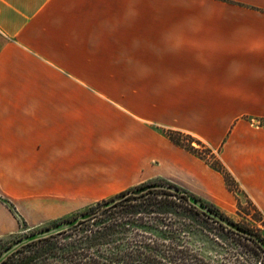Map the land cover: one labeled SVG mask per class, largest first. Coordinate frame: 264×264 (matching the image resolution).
Here are the masks:
<instances>
[{"label": "crops", "instance_id": "obj_1", "mask_svg": "<svg viewBox=\"0 0 264 264\" xmlns=\"http://www.w3.org/2000/svg\"><path fill=\"white\" fill-rule=\"evenodd\" d=\"M258 121H262L261 123ZM264 0H0V187L73 207L152 178L264 222ZM174 182V183H175Z\"/></svg>", "mask_w": 264, "mask_h": 264}, {"label": "trees", "instance_id": "obj_2", "mask_svg": "<svg viewBox=\"0 0 264 264\" xmlns=\"http://www.w3.org/2000/svg\"><path fill=\"white\" fill-rule=\"evenodd\" d=\"M163 133L171 142L219 171L229 190L238 188L219 159L206 160L201 149L204 144L199 139L179 130L165 129ZM205 148L206 153H213L210 147ZM166 184L177 187L180 192L152 188L110 203L122 191L91 203L78 213L34 229L10 243L0 239V264H216L203 253L200 255L199 249L195 251L192 244L191 234H210L205 227L209 222L251 242L255 250L264 255V238L259 234L240 225L249 235L229 228L193 200L229 219L216 206L174 184ZM0 200L9 209H14L8 199ZM19 222L24 224L23 219ZM63 223H67L66 228L39 235Z\"/></svg>", "mask_w": 264, "mask_h": 264}, {"label": "rangeland", "instance_id": "obj_3", "mask_svg": "<svg viewBox=\"0 0 264 264\" xmlns=\"http://www.w3.org/2000/svg\"><path fill=\"white\" fill-rule=\"evenodd\" d=\"M261 122L262 121H260V123ZM165 129L169 128H161L162 133ZM195 139L198 138L195 137ZM203 144L204 146H201V149L206 160L208 162H212L218 159L216 152L212 151V154L206 153L207 151L205 147L209 146H207L205 143ZM193 145L197 146V143L193 142ZM203 161L205 162V160ZM156 181H163L177 185L175 181L169 179L152 178L133 185L127 189L134 188L148 182ZM181 188L200 197L202 200L213 204L219 209L220 212H222L233 222L243 226L244 228L252 230L264 238V222L261 221L263 215L242 190L235 188V191L231 193V202L229 203L228 191L218 195L212 194L210 191L208 192V190L204 189L203 187L196 189L190 187ZM113 196L114 195L103 197L98 200L108 199ZM1 198L8 199L12 203L17 213L20 215V218L16 217L12 210L0 200V239H3L9 243L34 229L42 228L53 221H57L72 214L78 213L79 211H82L84 208H86L89 204L98 201L91 200L87 203L74 202L72 208L69 206L67 208L63 207L64 205H56L52 202H49L48 199L41 197H30L22 201L17 199L12 200L2 192L0 187V199ZM19 219H23L24 224L20 223ZM205 227L208 229V231H211L209 232L210 234H191L192 244L195 246L194 250L196 251L199 249L201 251L200 255H206L208 259L212 260L216 264H264V255L262 252L256 251L251 242L239 239L234 234L222 230L214 223H205ZM207 235H210L212 238L207 237ZM215 235L216 238H214Z\"/></svg>", "mask_w": 264, "mask_h": 264}, {"label": "water", "instance_id": "obj_4", "mask_svg": "<svg viewBox=\"0 0 264 264\" xmlns=\"http://www.w3.org/2000/svg\"><path fill=\"white\" fill-rule=\"evenodd\" d=\"M152 188H165V189H169L171 191H174V192H180V190L173 186V185H169V184H166V183H158V182H150V183H146V184H143V185H140V186H137V187H134L130 190H127V191H124L122 193H120L119 195H117L111 202H115V201H119L129 195H139L141 193H144L145 191L149 190V189H152ZM193 202L200 208H202L203 210L207 211L208 213L212 214L214 217H216L218 220H220L224 225L228 226L229 228L233 229V230H236L238 232H241V233H244V234H248L249 235V232L247 230H245L244 228L240 227L238 224H236L235 222L227 219V218H224L222 217L221 215L219 214H216L214 213L212 210H210L209 208H207L206 206L202 205L199 201L197 200H193ZM13 214L20 218V215L17 213V211L15 209H11ZM67 226V223H63V224H60L58 226H55V227H52L44 232H41L39 233V235H46V234H50V233H54V232H58L64 228H66ZM25 240L23 241H20L18 244L14 245L13 248L17 245H19L20 243L24 242Z\"/></svg>", "mask_w": 264, "mask_h": 264}, {"label": "flooded vegetation", "instance_id": "obj_5", "mask_svg": "<svg viewBox=\"0 0 264 264\" xmlns=\"http://www.w3.org/2000/svg\"><path fill=\"white\" fill-rule=\"evenodd\" d=\"M148 183H150V182H148ZM146 184V183H145ZM143 185V184H142ZM176 186H178V185H176ZM178 187H180V186H178ZM181 188V187H180Z\"/></svg>", "mask_w": 264, "mask_h": 264}, {"label": "built area", "instance_id": "obj_6", "mask_svg": "<svg viewBox=\"0 0 264 264\" xmlns=\"http://www.w3.org/2000/svg\"><path fill=\"white\" fill-rule=\"evenodd\" d=\"M258 122H260V121H258Z\"/></svg>", "mask_w": 264, "mask_h": 264}]
</instances>
